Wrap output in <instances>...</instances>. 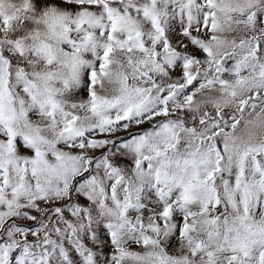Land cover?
<instances>
[{"label": "snow or ice", "instance_id": "1", "mask_svg": "<svg viewBox=\"0 0 264 264\" xmlns=\"http://www.w3.org/2000/svg\"><path fill=\"white\" fill-rule=\"evenodd\" d=\"M0 264H264V0H0Z\"/></svg>", "mask_w": 264, "mask_h": 264}]
</instances>
